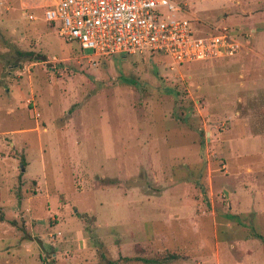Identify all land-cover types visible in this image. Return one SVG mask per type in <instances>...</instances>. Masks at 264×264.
Listing matches in <instances>:
<instances>
[{"label":"rangeland","instance_id":"1","mask_svg":"<svg viewBox=\"0 0 264 264\" xmlns=\"http://www.w3.org/2000/svg\"><path fill=\"white\" fill-rule=\"evenodd\" d=\"M37 1L0 0V264H264L262 57L95 64ZM179 1L203 34L250 28Z\"/></svg>","mask_w":264,"mask_h":264},{"label":"built area","instance_id":"2","mask_svg":"<svg viewBox=\"0 0 264 264\" xmlns=\"http://www.w3.org/2000/svg\"><path fill=\"white\" fill-rule=\"evenodd\" d=\"M25 10L42 9L44 19L68 42H77L91 62L117 55L165 54L172 66L232 57L245 43L229 27L203 34L202 22L188 4L177 0H39ZM29 18L37 16L29 13Z\"/></svg>","mask_w":264,"mask_h":264},{"label":"crops","instance_id":"3","mask_svg":"<svg viewBox=\"0 0 264 264\" xmlns=\"http://www.w3.org/2000/svg\"><path fill=\"white\" fill-rule=\"evenodd\" d=\"M179 1V0H177ZM182 2V1H179ZM236 4L240 6L242 13L245 17H247V19L245 20V23L242 24V26H249L250 28L245 29L244 31L240 32L239 31H235L233 28L229 27V26H219V27H229L231 30H233L235 33L239 34V36L242 38V40L245 43V47L243 48V50L232 57H225V58H234L236 61H241L242 64L246 63L249 61V58L251 56L254 55H258L262 57V62L264 61V41L261 42L260 40H257V32L260 30L257 28V19L255 16V12H257V14H259V16H262L263 12H264V0H235ZM185 4H188L189 8L192 9L197 16H199L198 11L196 10L195 6L193 3H188V2H182ZM200 17V16H199ZM228 15H225L224 20L227 21ZM200 19H202L200 17ZM250 21V22H249ZM204 23L203 19L202 22L194 23L195 24H202ZM211 28L216 27L215 25H210ZM195 28L202 33V31L200 30V28L196 27ZM212 29H210L211 31ZM261 33H263V30H261ZM123 58H126V55H122ZM114 59V58H113ZM222 59V58H219ZM103 60H112V59H101V61ZM210 60H214V59H210ZM193 62V61H192ZM173 67V66H172ZM246 194H242L244 195V198L249 197L250 198V203L251 205H249V207H252L254 204L252 203L255 198V195H253V193H250L248 191H245ZM250 215H252V213H249Z\"/></svg>","mask_w":264,"mask_h":264},{"label":"trees","instance_id":"4","mask_svg":"<svg viewBox=\"0 0 264 264\" xmlns=\"http://www.w3.org/2000/svg\"><path fill=\"white\" fill-rule=\"evenodd\" d=\"M177 258H178L177 253H167V254L161 256V258L155 259V262L158 264H162V263L164 264V263L171 262Z\"/></svg>","mask_w":264,"mask_h":264},{"label":"water","instance_id":"5","mask_svg":"<svg viewBox=\"0 0 264 264\" xmlns=\"http://www.w3.org/2000/svg\"><path fill=\"white\" fill-rule=\"evenodd\" d=\"M208 134H210V133H208Z\"/></svg>","mask_w":264,"mask_h":264}]
</instances>
